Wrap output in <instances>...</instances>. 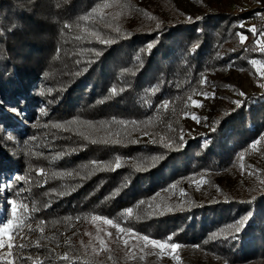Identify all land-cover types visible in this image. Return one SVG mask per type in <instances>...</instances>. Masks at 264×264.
Masks as SVG:
<instances>
[{
	"label": "trees",
	"instance_id": "1",
	"mask_svg": "<svg viewBox=\"0 0 264 264\" xmlns=\"http://www.w3.org/2000/svg\"><path fill=\"white\" fill-rule=\"evenodd\" d=\"M159 5L167 16L139 0H0V226L15 221L16 233L33 218L43 221L42 228L63 227L69 259L56 264H130L137 247L117 246L97 230L103 220L94 216L112 219L138 238L171 236L170 243L203 248L227 264L264 261V182L246 195L221 189L208 202L178 200L175 185L234 168L264 130L263 76L261 90L239 94L234 105L218 109L206 133L180 134L187 96L204 70L228 56L243 65L248 58L264 63L254 43L264 25L249 31L243 19L250 11L231 16L211 8L187 15L169 0ZM238 34L247 37L241 44ZM228 37L237 44L234 50L224 47ZM47 98L50 116L98 127L96 133L82 131L88 139L77 135L80 129L64 132L76 136L70 148L82 147L78 159L72 151L63 159L80 176L68 182V175H56L65 187L52 182L42 163L25 161L22 148L31 133L24 121L36 119ZM142 132L151 134L149 142L134 140ZM52 189L70 192L52 200L40 193ZM21 203L28 205L25 212Z\"/></svg>",
	"mask_w": 264,
	"mask_h": 264
},
{
	"label": "rangeland",
	"instance_id": "2",
	"mask_svg": "<svg viewBox=\"0 0 264 264\" xmlns=\"http://www.w3.org/2000/svg\"><path fill=\"white\" fill-rule=\"evenodd\" d=\"M159 1L139 0V3L145 7L153 6L155 11L167 16V13L159 5ZM169 1L179 13L187 15L200 14L211 8H221L231 16H237L244 11H250L251 14L247 12L246 17L243 19V24L249 29L258 27L259 30L264 25V0ZM263 29L262 31H258L260 35L256 36L257 38L254 40L255 45L259 48L264 46L260 38L261 34L264 35ZM243 35L246 36V34ZM238 43H242L240 39ZM223 44L229 50H234L237 47V44H233L231 38L227 39ZM252 60H256L257 64L253 65L251 63ZM213 62L214 60L211 61V63ZM261 65H264V63L258 58H248L247 64L243 65L239 60H235V57L228 56L223 63L214 64L213 67L204 70L200 78L199 87L187 96L185 109L180 118L183 126L180 132L182 138L206 133L212 125L213 116L219 111L218 109L224 105H234L240 93L259 92L263 78L261 73L264 72V69L260 71H257V69ZM54 76L59 82V74L56 73ZM44 82L46 85H50L48 82ZM48 101L50 100L47 98L43 106L42 104L39 105L40 109L37 110L36 119L24 121V125L30 128L31 133L28 137L24 138L23 141L25 142L22 148L24 150L27 148L25 161L30 160L32 162V159L35 160L32 163L34 167L36 162L42 163L41 166L45 170L44 172L48 176L54 175L52 182L63 183L65 187L64 180L56 179V175L58 177L59 174L66 176L68 171L72 172L66 168L68 164L66 165L63 159L70 155L71 151L74 154L73 161L78 159L82 147L70 148L69 142L74 140L76 136L65 135V131H59L51 127V125H68V122L74 121L70 127L80 129L78 130L80 133L85 131L90 132L91 130L88 128L94 130L98 127L93 123H87L85 120L76 117L62 120L60 117H56V114H54L55 116H50L52 108H49L50 105H47ZM51 101L53 102L54 99H51ZM193 101L197 102V106L193 105ZM193 116L195 119L192 118ZM45 125H48V127H45ZM96 131L97 129L94 130L95 133ZM8 139L10 140L11 138L9 137ZM134 140L136 142H149L151 134L149 132L137 133L134 135ZM256 141H259V143L253 147L252 145ZM62 152L67 154L59 156L58 154ZM72 173L73 176H69L68 182L73 181L77 177L74 172ZM263 182L264 130L259 133V136L251 142L247 149L242 151L237 165L229 171L219 174L206 171L199 177L178 181L175 184L177 187L176 198L180 201L193 199L208 202L214 200L221 189H226L232 195H246ZM74 185V183H71L72 188H74ZM70 190L57 192L52 189L51 191L44 190L40 193H43L42 195L46 198L48 197L47 199L52 200L57 193L66 194ZM79 200L81 198H77L76 202ZM77 205L79 206V204ZM15 223V221L11 223L7 235L0 233V240L13 244L12 248L0 246V264H8L9 261L12 264H56L57 259L64 256L63 244L65 239L62 236L64 234L63 227L53 224L42 228L39 219L31 218L19 232L14 233V226L12 224L15 225ZM7 224L8 222L2 224L0 229H3ZM95 226L97 230L104 232L109 239H113L117 246H125L124 241L127 240L129 246L134 245L137 247L138 251L130 258V264H227L218 256L193 245H179L175 251H171L170 249L161 250L147 244L131 231L121 233L117 227L106 225L104 222L101 225L96 224ZM59 233L62 234L60 235ZM51 235H54L56 238L53 242H50L47 238V236ZM9 236H11V240L8 239ZM20 245L24 247L21 248L19 247ZM21 257H31V259L24 260ZM249 264H264V261Z\"/></svg>",
	"mask_w": 264,
	"mask_h": 264
},
{
	"label": "snow or ice",
	"instance_id": "3",
	"mask_svg": "<svg viewBox=\"0 0 264 264\" xmlns=\"http://www.w3.org/2000/svg\"><path fill=\"white\" fill-rule=\"evenodd\" d=\"M101 7H108V5H102ZM84 19H88V17H84ZM65 27H68V25H65ZM241 27H243V26L241 25ZM249 31H251V32H253L255 34L257 30L255 28H252V29H249ZM90 35L94 36L96 39H99L101 43H104V44L111 43V41L101 39L99 37L98 33H96V32H92ZM238 35H239V39H240V41L242 43L247 39V37L245 35H243V34H238ZM76 39L77 40H80V39H82V37H79L78 36V37H76ZM149 47H151V45H149ZM260 51L261 52H264V46H262L260 48ZM95 54L96 55H99V53H95ZM251 63L253 65H256L257 64V61L256 60H252ZM261 69H264V65H261L260 68L257 69V71H260ZM261 75L264 76V72H262ZM112 91L115 92V89H113ZM240 95H244V93H240ZM237 103H239V102H237ZM193 105L194 106H197V102L196 101H193ZM164 106L167 107L166 104ZM192 118L195 119L194 116ZM72 123H74V121L73 122H68V125H64V124H54V125H51V127L55 128V129H58V130H62V131L68 132V131H71L70 125ZM45 127H48V125H45ZM77 135H81V136H83L84 139H88V137L87 136H84L83 133H77ZM103 142L104 143H107V141H103ZM92 143H97V141L93 140ZM258 143H259V141H256L252 146L255 147L256 144H258ZM66 154L67 153L62 152V153H59L58 155L59 156H63V155H66ZM93 163H95V162H93ZM116 167H120L119 161H117ZM40 174L41 175L44 174L43 173V170H41ZM66 175L73 176V173L72 172H68V173H66ZM75 175L76 176H80V173L79 172H76ZM19 179L20 180H24V177L21 176V177H19ZM63 194L64 193H60L59 195H63ZM10 203L13 206L12 207L13 215H15L16 214V211H17L16 201H11ZM141 203H143V202H141ZM27 207H28V205L26 203H21V205H20L21 212H25L27 210ZM132 211H133L132 208H128L126 210L127 215L130 216L132 214ZM93 219L94 220H103L104 224L111 225L113 227H117L121 233L130 232V229L120 228L118 224H114V222H113L112 219H106V218H103V217H100V216H94ZM11 223H12V221H9L8 224L4 226L3 229H0V233H3L5 235H7L8 234V228L11 225ZM41 223H43V221H41ZM239 223L240 224H244V223H246V221H240ZM41 231H42V229H41ZM239 231H240V228H237V232H239ZM213 235L215 236L216 234L214 233ZM139 238L142 239L143 241H145L147 244L152 245L154 248H158V249H161V250L170 249L171 251H175L179 247L178 244L170 243V241L172 240V237L171 236H169L166 240L149 239V237L146 236V235L145 236H142V237H139ZM8 239L11 240V236H9ZM100 243L103 244V241L101 240ZM124 243L127 245L128 244V241L125 240ZM0 246H5V247H8V248H12L13 247V244L10 243V242L6 243L4 240H0ZM19 247L23 248L24 246L23 245H20ZM21 259L30 260L31 257H21ZM63 259L67 260V259H69V257L68 256H64ZM8 264H12V262L9 261Z\"/></svg>",
	"mask_w": 264,
	"mask_h": 264
}]
</instances>
